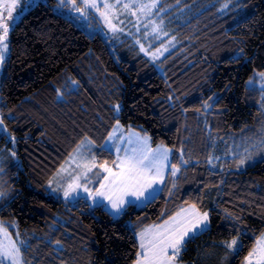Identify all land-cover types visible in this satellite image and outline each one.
Returning <instances> with one entry per match:
<instances>
[{
  "label": "trees",
  "instance_id": "obj_1",
  "mask_svg": "<svg viewBox=\"0 0 264 264\" xmlns=\"http://www.w3.org/2000/svg\"><path fill=\"white\" fill-rule=\"evenodd\" d=\"M162 1L194 13L174 22L178 45L158 63L130 41L114 52L56 0L37 2L13 27L0 114L15 145L3 154L0 219L27 237L25 264H134L136 234L187 205L209 212L211 226L186 244L182 262L244 264L264 232V160L246 169L236 158L210 163L213 142L221 148L263 111V93L248 81L264 72V0ZM117 117L173 149L176 190L170 175L163 194L120 218L51 194L48 183L84 138L100 162L115 161L102 145Z\"/></svg>",
  "mask_w": 264,
  "mask_h": 264
},
{
  "label": "rangeland",
  "instance_id": "obj_2",
  "mask_svg": "<svg viewBox=\"0 0 264 264\" xmlns=\"http://www.w3.org/2000/svg\"><path fill=\"white\" fill-rule=\"evenodd\" d=\"M39 1L48 2L50 0H19L16 8L12 12L13 19L7 21L9 24V35L7 40L8 51L5 54L6 58L3 65L0 66V75L3 73L5 62L9 57L10 33L13 27L18 21H20L23 15L27 13L32 7H34L35 4ZM106 2L115 6L109 12V19L111 20L112 24L115 25L116 31H113L111 28H109V26L104 22L103 17L100 16L99 12H93L92 15L82 16L80 13H76L70 8L61 7L58 3V0H56L55 6L58 12L75 21L90 35L100 33L102 36H104L109 45H111L114 52H116L114 49L116 48L117 44L123 43L124 41H130L135 47L139 49L140 53L144 54L153 63L160 62L177 47L178 38L175 34L176 26H174L173 24L184 23L194 13L191 11L192 9H177L176 6L165 5L162 0H106ZM7 3H10V0H0V11H3L5 16L7 15V13L4 5H6ZM125 4H128L131 7L126 9L123 7V5ZM152 4H155V7H140L141 5ZM142 47L143 49H145V51H141ZM258 74L259 73H257L248 81V85L250 87L260 89L263 93L264 100V81L261 80ZM250 81L251 83H249ZM262 110L263 111L258 116L254 125L246 127L247 129L243 131L235 132L232 136V139H225V142L222 144L223 149L222 147L220 148L221 145L219 142L218 144L216 141L213 142V146L215 148L214 151L217 150L219 152H213L210 158V163L212 165L217 164L219 160H235L236 158L239 161L241 158L250 157L246 159V162L243 165L238 166L239 169H246L253 163L264 160V103L262 106ZM0 117L1 119H3V116L1 114ZM119 124L121 127L117 128L115 126V131H113L110 135L113 137L112 140H109L108 138L104 143V148L110 149L115 154L116 163H118L117 156L123 157L125 155L124 149H127L128 153L131 154L133 148L139 149L142 146L141 144L137 143L136 134H138L141 138L145 136L149 138L146 145H143L146 149L156 150L159 148H165L170 150L168 159L169 169L164 172V183L157 184L155 185L153 190H149L151 194L145 193V195L147 196V200H145L140 206H136L137 208H143L150 201L154 200L157 196L165 192L167 183L169 181L168 177L170 176V168L174 165L172 158L173 149L163 143H160L157 146H153L150 136L140 129L134 127H125L120 122ZM0 129H2L0 130L1 169V166L5 161V157L3 156V154L5 153V151H13L12 148H8V144L13 143L14 146L15 139L7 131L4 125L0 126ZM2 138H4L6 141L3 142ZM86 138L82 140L84 144L82 146L81 143L79 144V149L77 147L71 153L65 163L52 177V183H48L49 192L51 194L58 195V197H61L68 203L77 204L79 201L84 200L91 207L102 206L105 210L111 213L113 217L120 218L127 211L129 207L128 205H125V210L121 215L116 216L114 214V211L110 209V205L107 200L97 197L96 202H94L92 197H90L88 193L83 192L82 189L80 190L78 196L74 194L69 197H64L63 195V188L71 182L73 177L79 175L83 171L82 168L77 167L78 164H83L84 162L90 160L93 154H95L96 156L97 165L103 163L99 161V157L96 154V145L90 138ZM129 139H131L132 143L128 142ZM89 141H91V143H89ZM2 143L3 145L1 147ZM117 148L120 149L119 152H117ZM13 153L14 152H12V155ZM238 161L236 162L237 165L239 164ZM107 162L109 167L116 170V163L109 161ZM61 168L64 169L63 172L60 171ZM177 168H179L180 171L177 172L176 176H172L173 185L175 186L172 185L170 193L175 191L179 185L177 178L181 175L182 170L180 166H177ZM97 172L100 173L99 176L95 175V173ZM57 173L60 174L57 175ZM105 175L107 174L104 173L99 167L93 168L92 171L88 173V180L91 181L87 184L88 188L94 191L95 189L99 188L101 183H107V181L103 180V177ZM80 182L85 183L83 179ZM1 199L2 197H0V203ZM128 199L131 200L133 198L128 197ZM199 211L201 214L203 213L200 209ZM207 213L208 227L206 230H208L211 226L210 213ZM262 236H264V232L257 238V241H259ZM257 241L254 248L258 247ZM27 242V237L25 236V234L23 235L18 230L16 225H8V222L2 221L0 219V248H11L13 245H15V247L20 250L19 264H25L24 251L26 252L25 247L27 245ZM184 249L180 253L177 264H189L180 261ZM5 264H10V262L5 261ZM244 264H246V261L244 262ZM253 264H256L255 259H253Z\"/></svg>",
  "mask_w": 264,
  "mask_h": 264
},
{
  "label": "snow or ice",
  "instance_id": "obj_3",
  "mask_svg": "<svg viewBox=\"0 0 264 264\" xmlns=\"http://www.w3.org/2000/svg\"><path fill=\"white\" fill-rule=\"evenodd\" d=\"M18 2L19 0H10V3L4 5L7 13L6 16L3 11H0V66L3 65L6 58L5 54L8 51L9 24L7 21L13 19L12 12ZM58 3L61 7L70 8L82 16L99 12L109 28L116 31L115 25L109 19V12L115 6L107 3L106 0H58ZM123 7L127 9L131 6L125 4ZM140 7L152 8L155 7V4L141 5ZM141 51H145V49L142 47ZM258 75L264 81V72ZM72 83L77 82L73 81ZM58 95L62 96L63 93H58ZM204 107L207 108L210 105L205 102ZM113 110L118 114L120 112V105H114ZM3 124V119H0V126H3ZM116 127H121L118 117ZM136 135L137 143L142 146L139 149L133 148L131 154L128 153L127 149H124L125 155L123 157L117 156L118 163L114 161L116 163V170L109 167L107 161L97 165L95 154L92 155L90 160L83 164H78L77 167L82 168L83 171L73 177L71 182L63 188L64 197L74 194L78 196L82 189L83 192L88 193L92 197L94 202H96L97 197L107 200L110 209L114 211L116 216L123 213L125 205L140 206L143 204L147 200L145 193L151 194L149 190H153L157 184L164 183V172L169 169L168 159L170 150L165 148L156 150L146 149L143 145H146L149 138L147 136L141 138L138 134ZM112 138V136H109V140H112ZM128 142L132 143L131 139ZM83 144L84 142L82 141L81 146ZM102 147H105V145H102ZM119 151L120 149L117 148V152ZM248 158H241L237 166L243 165ZM183 163L186 164L187 161H183ZM96 167H99L107 174L103 177V180L107 181V183H101L99 188L93 191L87 186L91 182L88 180V173ZM60 171L63 172L64 169L61 168ZM179 171L180 169L173 165L170 168V175L174 177ZM59 174L57 173V175ZM95 175L99 176L100 173L97 172ZM82 179L85 183L80 182ZM3 195L4 193L0 192V197H3ZM128 197H132L133 199L130 200ZM207 227L208 213L203 212L201 214L195 205H191L188 209H181L175 216L165 220L162 224L141 229L136 234L138 251L134 264H177L180 253L186 244L204 232ZM56 243L59 244L60 241H56ZM236 245L237 241L233 239L227 244V247L234 249ZM257 245L258 247L253 248L249 252L248 257L245 258L246 264H253V259H255L256 264H264V236L257 241ZM19 256L20 250L15 245L11 248H0V264H5V261L10 262V264H19Z\"/></svg>",
  "mask_w": 264,
  "mask_h": 264
},
{
  "label": "crops",
  "instance_id": "obj_4",
  "mask_svg": "<svg viewBox=\"0 0 264 264\" xmlns=\"http://www.w3.org/2000/svg\"><path fill=\"white\" fill-rule=\"evenodd\" d=\"M185 207V208H184ZM184 207H182L181 209H188V208H190V205H187V206H184ZM181 209L178 211V212H180L181 211ZM198 209V208H197ZM198 211H199V209H198ZM200 212V211H199ZM176 215V214H175ZM174 215V216H175ZM164 222V221H163ZM163 222H160V223H154V224H151V225H149V226H146V227H150V226H153V225H158V224H162ZM145 227V228H146Z\"/></svg>",
  "mask_w": 264,
  "mask_h": 264
},
{
  "label": "water",
  "instance_id": "obj_5",
  "mask_svg": "<svg viewBox=\"0 0 264 264\" xmlns=\"http://www.w3.org/2000/svg\"><path fill=\"white\" fill-rule=\"evenodd\" d=\"M0 119H1V117H0Z\"/></svg>",
  "mask_w": 264,
  "mask_h": 264
}]
</instances>
